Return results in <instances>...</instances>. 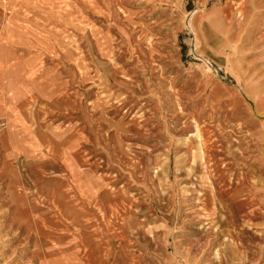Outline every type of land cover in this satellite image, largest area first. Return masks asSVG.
<instances>
[{
	"label": "rangeland",
	"instance_id": "1",
	"mask_svg": "<svg viewBox=\"0 0 264 264\" xmlns=\"http://www.w3.org/2000/svg\"><path fill=\"white\" fill-rule=\"evenodd\" d=\"M252 3L0 0V264H264Z\"/></svg>",
	"mask_w": 264,
	"mask_h": 264
},
{
	"label": "crops",
	"instance_id": "2",
	"mask_svg": "<svg viewBox=\"0 0 264 264\" xmlns=\"http://www.w3.org/2000/svg\"><path fill=\"white\" fill-rule=\"evenodd\" d=\"M247 1H248V3L250 2V0H247ZM252 1H253L252 6L254 7V9L257 7H261V5H264V1L263 2H261L260 0H255V1L252 0ZM24 35H26V34H24Z\"/></svg>",
	"mask_w": 264,
	"mask_h": 264
}]
</instances>
